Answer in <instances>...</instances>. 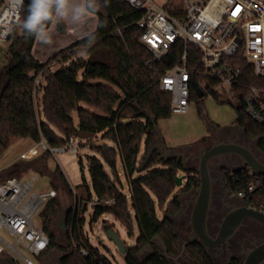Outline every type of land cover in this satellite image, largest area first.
<instances>
[{
  "label": "trees",
  "instance_id": "1",
  "mask_svg": "<svg viewBox=\"0 0 264 264\" xmlns=\"http://www.w3.org/2000/svg\"><path fill=\"white\" fill-rule=\"evenodd\" d=\"M97 1L101 9L89 8L97 16L95 29L41 60L33 52L35 35H28L26 30L23 33L20 27L30 3L24 0L21 19L12 26L6 42L9 59L0 65V155L21 138H31L35 142L45 139L49 145L62 146L71 135L77 136L79 130L101 134L107 143L90 142V148L97 155L89 156L94 194L88 188L86 203L77 199L67 210V235L63 244L57 242L50 230L60 202L56 195L47 197L38 215L41 228L49 235L51 243L48 250L37 257L58 247L59 264H113L85 231L87 201H91L90 222L100 223L105 232L114 229L108 216L119 221L130 236H135L137 227L139 236L135 244H126L125 264H171L155 238L162 239L168 254L176 252L178 236L173 216L180 209V194L174 193L177 177L184 166L175 158H161L156 150L149 152V147L157 121L173 114L171 95L160 88L159 78L167 68L180 61L183 45L176 42L160 61L146 66L151 53L141 41L142 29L137 24L143 11L123 1ZM173 6L167 7L169 12L179 15ZM55 9L53 5V17L45 23V30L56 16ZM101 48L111 53L114 65L92 57L93 52ZM188 50L192 77L199 84L204 81L213 84L214 81L204 79L201 74L199 49L189 46ZM241 66V79L231 92L236 101L234 123L264 147V123L253 120L245 110V96L250 87L261 88L264 99V78L255 74L251 63L244 61ZM40 75L43 82L36 86ZM212 96L219 102H231L230 98L221 100L216 92ZM191 99L198 103L203 101L194 91ZM74 111H77V121ZM199 112L202 113L201 108ZM201 141H207V137ZM143 145L144 153L141 154ZM49 155L52 154L44 151L28 161L35 164L37 159ZM119 159L128 179V193L120 177ZM136 173L139 175L135 176ZM250 174L248 168L235 171L234 176L225 175L230 189L238 193L251 179ZM7 177L0 178V182ZM61 177L65 191L73 195L62 172ZM199 184L198 173L188 172L187 189H198ZM246 201L255 206L250 198ZM158 211L163 212L162 217ZM83 248L86 254L81 253ZM147 248L151 251L143 257L142 252ZM187 251L200 264H216L199 241L189 244ZM232 264L239 262L236 260Z\"/></svg>",
  "mask_w": 264,
  "mask_h": 264
},
{
  "label": "built area",
  "instance_id": "2",
  "mask_svg": "<svg viewBox=\"0 0 264 264\" xmlns=\"http://www.w3.org/2000/svg\"><path fill=\"white\" fill-rule=\"evenodd\" d=\"M141 9L143 15L137 22L142 29L141 41L150 51L146 66L160 61L176 42H181L183 52L180 61L167 68L159 78V86L171 95L172 113L186 114L191 107L192 91L196 93L193 77L188 67L189 46L200 52L201 74L210 82L199 84L206 95L233 91L242 76L241 62L253 66L257 76L264 78V0H165L160 6L155 0H118ZM175 3V4H174ZM179 11L169 12L168 6ZM24 5L16 0H3L0 4V43L8 41L12 26L21 19ZM120 31V30H118ZM7 35H2L3 33ZM43 76L36 79V86ZM261 88L250 87L245 96L246 113L256 122L264 123V99ZM78 136L71 135L62 146L49 145L45 139L21 154L24 160L35 158L41 152L52 155L68 150L77 151ZM251 179L238 191L242 198H250L255 208L264 211V176L250 174ZM31 180H21L12 175L0 182V227L17 236L14 244L0 236V253L11 250L19 257L12 258L16 264H35L32 258L17 249L22 243L32 254L38 256L48 250L49 235L38 226L33 218L37 208L47 197L56 195L55 189L42 193L33 192ZM38 201V203H36ZM82 254L86 250L81 249Z\"/></svg>",
  "mask_w": 264,
  "mask_h": 264
},
{
  "label": "rangeland",
  "instance_id": "3",
  "mask_svg": "<svg viewBox=\"0 0 264 264\" xmlns=\"http://www.w3.org/2000/svg\"><path fill=\"white\" fill-rule=\"evenodd\" d=\"M73 1V0H72ZM77 1V0H76ZM197 2L199 0H185ZM80 4H76V7L72 9L70 0L66 5L63 11L66 15L64 17L68 20L74 21V23H80L81 18L89 16L91 11L89 10L87 15L80 14L77 9L80 8V5L85 7L86 2L78 0ZM157 4L163 6L166 2L165 0H155ZM89 3L92 7L100 8V5L97 0H89ZM60 16V15H58ZM96 16V15H95ZM86 26H89L90 21L86 20ZM57 36V34L55 33ZM67 39L70 37L68 33L62 34ZM57 37H60L58 34ZM53 41L55 39H52ZM56 41V40H55ZM8 43H0V65L7 63L9 55L7 52ZM50 48V47H49ZM54 48V49H53ZM50 48L49 52L55 50V46ZM85 57L87 55L81 54ZM92 57L94 59L103 60L111 65H114V61L111 53L106 49H97L93 52ZM221 100L229 99L227 102H219L211 94L205 96L201 103H198L195 100L191 101L190 111L186 114L173 113L169 118H162L157 121L155 135L150 143L149 152L155 150L157 144H161V149L164 145L171 150H174V153L184 154L185 159H188V156L193 151H198L200 148L206 146L207 141H201L202 138L207 137L210 134L212 125L219 126H230L232 125L236 118V108L234 97L229 94V92H224L219 94ZM82 105H86L82 103ZM202 109V113L199 112V109ZM73 117L77 120V111L73 112ZM93 141L96 144L107 143L108 140L103 138L101 134H96L95 136L88 139L77 138V151L68 150L63 153H58L57 155H49L44 159L36 160L30 162L24 160L21 157L23 152H26L28 148L37 144L31 138H21L14 144H12L8 149H6L0 155V169L12 167L15 164H18L19 171L21 173L20 179L31 178L36 175V179L33 181L34 191L36 193H41L43 191H48L51 188H54L56 191V198L59 200V209L57 213L52 217L50 224V230L55 234L57 242L63 244L66 241L67 230L65 227V215L67 210L74 206L77 199L81 201L82 204L86 203L88 196L87 189H90V192L94 194L92 179L89 172V156H97L96 153L90 148V142ZM164 143V145H163ZM252 144L259 146V140L252 138ZM141 153H144V145L142 146ZM161 158H166L168 154H163L159 152ZM59 167V170L57 169ZM118 167L120 170V177L124 185V191L129 192L128 179L123 172V165L121 159L118 161ZM185 168L189 169L190 164H185ZM196 171V169L194 170ZM61 172L67 178L69 184L73 189V195H70L65 191V185L61 177ZM225 174V171L223 172ZM187 174L188 171L180 170L179 175ZM20 175V174H19ZM139 174L136 173L135 176ZM187 179L183 180L182 186H177L176 192L174 195L180 192V189L185 186ZM197 194V190H196ZM181 197V196H180ZM180 199H183L182 197ZM42 202L41 204H44ZM88 212L86 213V222H85V231L89 235L90 239L94 244L99 246L102 253L106 255L113 264H125L124 254L117 248L116 244L107 236L106 232L103 230L100 223L91 224L90 222V211H91V201H87ZM43 206V205H42ZM160 217H162L163 212L158 211ZM109 220L114 224V230L120 236L121 240L127 245H134L136 239L139 236L138 229H135V236H130L127 229L115 218L108 216ZM34 222L38 226H42L41 218L36 214L33 218ZM183 233V232H181ZM0 236H2L6 241L11 244H14L17 240V236L11 235L6 228L0 227ZM187 235H185L186 237ZM1 242V241H0ZM161 245V244H160ZM162 247V246H161ZM17 249L23 254L33 259L35 264H59V258L61 252L58 250V247L50 249L47 253L43 254L40 257L32 254L22 243H17ZM151 249H144L142 256H146L150 253ZM6 254L12 258L19 257L16 252L7 250ZM168 259V258H167ZM171 264H199L194 260L189 253L186 251L184 257L178 256L176 261L170 260ZM12 264H14L12 262Z\"/></svg>",
  "mask_w": 264,
  "mask_h": 264
},
{
  "label": "flooded vegetation",
  "instance_id": "4",
  "mask_svg": "<svg viewBox=\"0 0 264 264\" xmlns=\"http://www.w3.org/2000/svg\"><path fill=\"white\" fill-rule=\"evenodd\" d=\"M222 142L243 144L249 147L264 162V147L253 145L252 138L248 137L244 130L235 123L230 126L212 128L210 134L207 136V144L202 148L210 149L214 145ZM161 147V144H157L154 148L157 152L162 153L163 151V154L166 153L165 148L162 150ZM202 148L190 153L188 159H185L184 154L174 152H168L167 157L177 159L184 167L185 164H190L189 169H196L197 172L200 156L204 154ZM209 166L213 177V198L208 219V232L215 242L223 233L224 222L227 216L235 215L238 217L243 213L245 205L254 209L257 208L249 205L245 198L240 197L228 185L226 173L229 176H234L235 171L248 169L239 155L226 154L214 157L210 160ZM224 171L225 174L223 173ZM196 190L195 188L187 189L186 185L180 189L179 194L183 199H180L179 211L173 216L175 230L178 236V247L173 254H168L167 251L163 253L170 260L176 261L178 256L184 257L187 251L188 245L185 249L184 245L191 239L192 212L197 195ZM185 235L187 236L185 237ZM196 241H199L197 237ZM263 245L264 224L244 215L232 235L226 240H222L221 243L205 250L216 264H232L236 260L239 264H244L248 255L257 247ZM261 264H264V261Z\"/></svg>",
  "mask_w": 264,
  "mask_h": 264
},
{
  "label": "water",
  "instance_id": "5",
  "mask_svg": "<svg viewBox=\"0 0 264 264\" xmlns=\"http://www.w3.org/2000/svg\"><path fill=\"white\" fill-rule=\"evenodd\" d=\"M3 0H0V4ZM195 90L198 97H203V91L201 90L199 84L194 82ZM77 136L81 139H88L95 136V132L79 130ZM164 145V143H163ZM167 154L170 150L164 145ZM204 154L200 156V162L198 165V176H199V187L197 189V195L195 199L194 210L192 212V231L191 239L187 241L184 245V249L187 245L193 243L197 240L201 242L205 249L212 247L222 240H226L233 232L236 230L242 216L247 215L261 223L264 224V211L254 209L248 205L244 206V211L238 217L235 215H229L226 217L224 222L223 233L220 235L217 241L214 242L213 238L208 232V219L210 208L213 198V177L210 170L209 162L212 158L226 155V154H236L239 155L244 162V165L248 167L253 175L264 176V162H262L257 155L247 146L235 142H222L214 145L212 148H202ZM172 153V151H171ZM167 159V156H166ZM184 171H193V169H182ZM188 175L183 174L177 177V186L183 185V180L187 179ZM107 236L116 244L117 248L125 254L127 252V245L124 243L120 236L116 233L114 229L106 231ZM159 241L164 251L166 247L162 239L157 236L155 238ZM264 261V245L257 247L249 255L244 264H261Z\"/></svg>",
  "mask_w": 264,
  "mask_h": 264
},
{
  "label": "crops",
  "instance_id": "6",
  "mask_svg": "<svg viewBox=\"0 0 264 264\" xmlns=\"http://www.w3.org/2000/svg\"><path fill=\"white\" fill-rule=\"evenodd\" d=\"M84 1L86 2V0H82V2L84 3ZM71 3V7L72 9H74L76 7V4H80L78 2V0H70ZM82 6L80 5V8ZM84 7H85V3H84ZM96 14L94 13H90L89 16L83 17L81 18L80 23H74V21L68 20L64 17L58 16L56 14L51 26L45 30V40H50V43H44V41H38L36 40V43L34 45L33 48V52L34 54L41 60H45L47 59L49 56H51L53 53H55L56 51L60 50L61 48L67 46L69 43H71L72 41L82 38L83 36L87 35L88 33H90L91 31H93L96 27L97 24V16H95ZM85 18H87L86 20L90 21L89 26H86V22H85ZM55 33L60 34V37H57L55 35ZM68 33L70 35V37L67 39L64 35L62 34H66ZM52 39H55L54 41ZM55 46V50H53L52 52L50 51V48ZM50 47V48H49ZM54 49V48H53ZM77 121V120H76ZM219 125H212V128L218 127ZM211 128V129H212ZM33 146H31L30 148L27 149V151L29 149H31ZM171 153L174 152V150H171L170 148H168ZM142 154V153H141ZM171 158V157H167ZM38 160V159H37ZM20 174V175H19ZM11 175H15L20 177L21 173L19 171V167L18 164H15L12 167H7V168H2L0 169V178H5L7 176H11ZM36 176V175H34ZM24 180H30V178H24ZM51 190V189H50ZM33 192L34 191V187L32 189ZM46 192V191H43ZM42 193V192H41ZM36 203H38V201H36ZM43 204H41L36 212L35 215L38 214L39 210L41 209ZM12 257L8 256V254H6V252L4 253H0V264H12Z\"/></svg>",
  "mask_w": 264,
  "mask_h": 264
},
{
  "label": "clouds",
  "instance_id": "7",
  "mask_svg": "<svg viewBox=\"0 0 264 264\" xmlns=\"http://www.w3.org/2000/svg\"><path fill=\"white\" fill-rule=\"evenodd\" d=\"M68 2L69 0H30L28 14L20 25L23 33L26 30L28 35L34 34L36 40L44 41V43H50V40L44 39V25L53 17V5H56L55 13L63 16L66 15L63 9H65ZM16 3L23 4V0H16ZM89 8H92L90 3L86 7L77 9V11L82 15H87ZM93 11H98V9H93ZM9 31L11 30L9 29ZM2 35H7V33L5 32Z\"/></svg>",
  "mask_w": 264,
  "mask_h": 264
}]
</instances>
